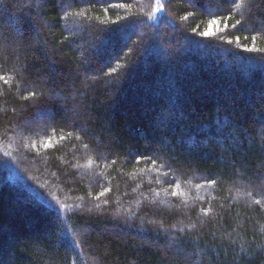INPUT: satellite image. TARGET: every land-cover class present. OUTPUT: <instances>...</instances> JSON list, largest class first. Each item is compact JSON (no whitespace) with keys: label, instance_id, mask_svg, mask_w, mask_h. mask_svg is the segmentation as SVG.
Listing matches in <instances>:
<instances>
[{"label":"trees","instance_id":"1","mask_svg":"<svg viewBox=\"0 0 264 264\" xmlns=\"http://www.w3.org/2000/svg\"><path fill=\"white\" fill-rule=\"evenodd\" d=\"M0 264H264V0H0Z\"/></svg>","mask_w":264,"mask_h":264},{"label":"snow or ice","instance_id":"2","mask_svg":"<svg viewBox=\"0 0 264 264\" xmlns=\"http://www.w3.org/2000/svg\"><path fill=\"white\" fill-rule=\"evenodd\" d=\"M101 195H103V193H101Z\"/></svg>","mask_w":264,"mask_h":264}]
</instances>
